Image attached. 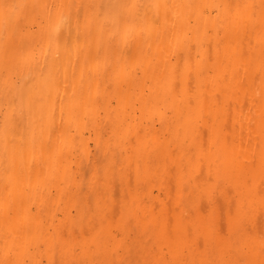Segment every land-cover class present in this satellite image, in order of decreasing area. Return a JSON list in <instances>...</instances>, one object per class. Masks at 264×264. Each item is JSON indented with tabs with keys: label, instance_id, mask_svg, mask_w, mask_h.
Instances as JSON below:
<instances>
[{
	"label": "bare ground",
	"instance_id": "1",
	"mask_svg": "<svg viewBox=\"0 0 264 264\" xmlns=\"http://www.w3.org/2000/svg\"><path fill=\"white\" fill-rule=\"evenodd\" d=\"M8 2L41 7L28 10L36 26L27 23L15 37L22 42L24 55L7 75L3 50L9 36L0 27V260L5 259L9 219L18 228L23 225L19 234L30 245L28 258L42 264L66 258L57 247L61 232L84 244L80 258L86 259L127 264L264 259L259 250L264 234L259 11L254 25L237 28L224 20L223 9L211 7L259 5L260 0ZM108 4L141 6L134 10L138 27L132 35L125 36L117 27L110 29L116 32L110 40L109 32L101 30L102 18L85 26L80 5ZM165 4L209 7L195 9L191 22L181 28L154 29L153 19L162 20L165 11L155 5ZM109 45L120 55L106 63L104 50ZM237 48L246 54L247 74L240 68ZM185 64L198 66L201 74L193 72L190 81L184 78ZM177 68L181 72L174 77ZM40 69L45 76L51 69L52 78L42 79ZM234 70L246 78L248 97L256 101L251 106L242 98L243 118L235 104L230 112L219 107ZM198 79L205 85L199 90ZM173 81L180 85L178 92L185 87L190 91L169 94ZM218 112L224 135L213 146V159H224L233 144L240 154L239 163L235 167L226 163L219 175L215 163L210 170L207 163L196 166L190 160L196 145L214 139ZM6 127L9 137H15V152L11 144L5 151ZM10 177L21 185L30 183L22 197L8 195ZM100 202H111L108 210L117 221L123 214L131 222L121 235L113 239L105 231L102 242H97L91 237L103 219ZM8 204L13 207L12 218L6 214ZM238 209L247 232L234 233L228 245L213 242L206 251L197 246L210 236L214 219L223 218L227 232ZM148 213L163 214L172 236L162 238ZM250 238L255 243L251 254Z\"/></svg>",
	"mask_w": 264,
	"mask_h": 264
},
{
	"label": "snow or ice",
	"instance_id": "2",
	"mask_svg": "<svg viewBox=\"0 0 264 264\" xmlns=\"http://www.w3.org/2000/svg\"><path fill=\"white\" fill-rule=\"evenodd\" d=\"M37 7H41L40 5H29V4H14L9 3L8 0H0V27L3 28V31L6 35L9 36V39L5 41L4 45V71L7 75L10 73L14 67V62L17 61L18 57L24 55L22 42L16 41L15 37L20 35L25 30V25L29 22L32 23V26L35 27V19L32 18L29 13V9H36ZM42 7L47 8V5H43ZM55 7V6H54ZM59 7H66L65 5H60ZM71 7V6H67ZM80 9L83 10V22L86 27H91L92 25L97 24L100 19H103V24L100 25L102 31L109 32V39L115 37L116 32L111 31L110 29H115L117 27H122L124 29L125 36L132 35L136 28L138 27V16L135 14L137 8L141 7L136 4H108V5H80ZM155 7L164 8V16L163 19L157 17L152 21V26L154 29L159 28H181L185 24H189L191 22V14L195 9L203 8L206 9L209 6L206 5H195V4H176V5H155ZM211 7L223 9L224 12V20L237 28H243L248 25H254L257 22V9L259 11L258 22L261 31L262 37V49H261V83L264 85V0H260L259 5L250 4V3H224L221 5H212ZM89 9L92 10L91 14H89ZM185 9L188 10L186 13L182 14L179 10ZM127 10V11H125ZM207 23L204 25V32L207 34L208 32ZM99 53V50H98ZM237 56L240 60V68L243 70L245 74L248 73L249 68L247 63H245V53L237 48L236 51ZM119 50L112 48L111 45L107 49L104 50L105 62L110 58H115L119 56ZM201 69L196 66H192L190 64H185L183 68V76L184 78L190 81L192 77V73L196 72L197 76L201 74ZM181 70L179 68L174 69L172 75L178 76ZM40 77L42 79H51L52 78V70H47V76H45V70H39ZM91 75V74H90ZM11 78V77H9ZM155 78V77H154ZM232 84L229 89L225 92V98L222 104H220V108L223 112H230L233 104L236 105L238 109L239 116L241 118L244 117L243 107L241 104L242 98L245 101V104L250 102L251 106H254L256 101L255 97H248L247 89H246V78H241L239 76L238 71L234 70L231 74ZM148 83V81H145ZM204 82L197 80V89L203 88ZM180 88V85L175 81L172 82L170 87L168 88L169 94H177V95H186L190 88L185 87L182 91L178 92L177 89ZM199 95V92L197 93ZM116 103L115 100L112 101ZM249 106V113L252 111V107ZM217 120L219 123L218 130L213 129L214 139H211L208 143H199L195 146L196 153L190 158L191 163L196 166H203L207 163L209 169L211 170L213 164L217 165V175L220 174L221 170L224 169L225 164L227 163L229 166L235 167L240 160V154L236 151L235 144L231 146V150L226 153L224 159L216 157L213 159V146L215 143L219 142V139L224 135V122L221 114L218 112ZM260 120H261V134L264 135V94L261 95L260 99ZM252 120L248 121L249 134L252 131ZM14 126V125H13ZM243 132V125H241V133ZM243 138L241 136V143ZM12 145V151L15 152L16 149V141L15 137H9L7 132V127L5 129V151L7 152L8 146ZM174 153H169V156H173ZM250 167V162H245ZM13 165L10 163L7 171L11 172ZM261 169L264 172V150L261 153ZM30 183L27 185H21L18 180H14L12 177L9 178L8 184H6V189H10L8 192L9 196L22 197L23 192L29 188ZM111 202H108L110 204ZM108 204L104 202H100L98 207L103 212V219L99 225H95L93 227L94 235H92L91 239L97 242H102V234L107 231V234L110 238H115L116 236L121 235V230L127 231V228L131 222V218H125L123 214H121L119 221H117L114 215L108 210ZM6 214L8 218L13 217V207L11 204L6 206ZM147 215L153 216V223L155 227H157L160 232V236L162 238H169L173 234V230L170 227V222L163 216V214L155 215L152 213H148ZM21 224L18 227L11 223V219L6 223V233H5V259L0 260V264H42L41 261L31 260L28 258V253L30 251V245L27 240L19 234V229L22 228ZM99 228V231L96 229ZM179 227L177 231H180ZM248 229L245 225V221L241 216V211L238 209L235 217L229 220L228 231L224 230V221L223 218L219 220H213L211 226V234L208 238L202 240L197 246L204 249L205 251L208 249L209 245L213 242H217L220 244L228 245L232 241V237L236 232H247ZM86 243V242H85ZM251 246L249 247V253H253L255 251V243L251 242ZM57 247L62 253L65 255V259L60 261L52 262L49 264H127L126 261L123 260H114V259H86L80 258L82 253L84 252V244L81 242H77L74 238L66 233L61 232L59 235V239L57 241ZM259 250L260 255L264 257V234L260 236L259 239ZM148 264H165L164 261H154L148 262ZM168 264H264V259L259 261H255L249 258H240L235 260L228 261H217V260H203V261H176V262H168Z\"/></svg>",
	"mask_w": 264,
	"mask_h": 264
}]
</instances>
